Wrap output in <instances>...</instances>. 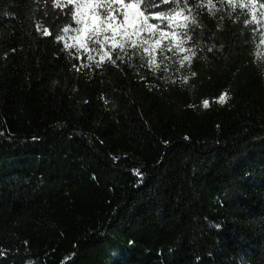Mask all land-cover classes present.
I'll list each match as a JSON object with an SVG mask.
<instances>
[{
    "label": "trees",
    "instance_id": "16d2710c",
    "mask_svg": "<svg viewBox=\"0 0 264 264\" xmlns=\"http://www.w3.org/2000/svg\"><path fill=\"white\" fill-rule=\"evenodd\" d=\"M213 4L165 82L70 58V17L0 0V264H264V36Z\"/></svg>",
    "mask_w": 264,
    "mask_h": 264
},
{
    "label": "snow or ice",
    "instance_id": "6c2138e0",
    "mask_svg": "<svg viewBox=\"0 0 264 264\" xmlns=\"http://www.w3.org/2000/svg\"><path fill=\"white\" fill-rule=\"evenodd\" d=\"M49 3L64 18L70 17L69 24L56 37L57 41H63V50L70 58L87 53L88 61L93 62L92 53H95L99 57L95 59L96 68L105 64L118 66V62L132 65L134 60H139L141 67L154 74L163 72L165 75L159 78L165 82L170 80L169 73L174 64L179 63L175 70L180 72L189 67L192 57L196 56L200 45L194 40L197 28H203L199 20L202 10L207 8L212 14L220 11L213 0H196L195 3L191 0H45V19ZM220 3H226L232 12L237 8L244 13L264 9V2L257 3V0H220ZM258 15L264 16V11ZM252 17V20L245 19V26L253 21L259 25L257 13H252ZM59 19L60 15H57L56 20ZM36 30L44 37L52 34L51 26L44 21L36 23ZM199 35L202 37L203 31ZM212 50V47L208 48L209 52ZM169 53L182 54V58L173 60ZM190 75L195 76V73ZM180 79L187 83L189 75H181ZM171 82L175 83V80ZM228 98L227 93L221 94L218 102L223 104ZM202 104L205 109L210 107L208 99ZM136 174L142 183L143 174L139 170Z\"/></svg>",
    "mask_w": 264,
    "mask_h": 264
},
{
    "label": "rangeland",
    "instance_id": "374dc122",
    "mask_svg": "<svg viewBox=\"0 0 264 264\" xmlns=\"http://www.w3.org/2000/svg\"><path fill=\"white\" fill-rule=\"evenodd\" d=\"M264 11V9H251V10H248L247 12L250 14L251 16V20H252V13H257V19L260 21L259 25H258V28H259V31L262 33V35L264 36V16H259L258 13L259 12H262ZM256 25L257 23L255 21H253Z\"/></svg>",
    "mask_w": 264,
    "mask_h": 264
}]
</instances>
